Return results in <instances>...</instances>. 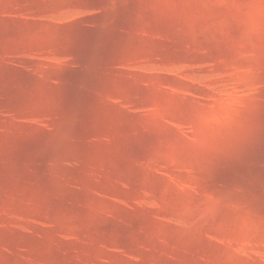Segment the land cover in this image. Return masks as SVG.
I'll return each mask as SVG.
<instances>
[{
  "label": "rangeland",
  "instance_id": "1",
  "mask_svg": "<svg viewBox=\"0 0 264 264\" xmlns=\"http://www.w3.org/2000/svg\"><path fill=\"white\" fill-rule=\"evenodd\" d=\"M105 4L0 0V264H264V0Z\"/></svg>",
  "mask_w": 264,
  "mask_h": 264
},
{
  "label": "water",
  "instance_id": "2",
  "mask_svg": "<svg viewBox=\"0 0 264 264\" xmlns=\"http://www.w3.org/2000/svg\"><path fill=\"white\" fill-rule=\"evenodd\" d=\"M87 1L91 4L93 8H95V12L79 19L76 23V28L79 31L93 32V30L96 31L98 28H100L101 26L104 27L106 23H108V13L105 9H103V6L106 5L105 2H107L108 0Z\"/></svg>",
  "mask_w": 264,
  "mask_h": 264
},
{
  "label": "bare ground",
  "instance_id": "3",
  "mask_svg": "<svg viewBox=\"0 0 264 264\" xmlns=\"http://www.w3.org/2000/svg\"><path fill=\"white\" fill-rule=\"evenodd\" d=\"M86 32L90 35H98L100 33L99 29H97L96 31L93 30V32H88V31Z\"/></svg>",
  "mask_w": 264,
  "mask_h": 264
}]
</instances>
